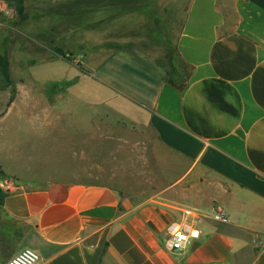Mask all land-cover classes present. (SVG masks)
Here are the masks:
<instances>
[{"label":"crops","instance_id":"1","mask_svg":"<svg viewBox=\"0 0 264 264\" xmlns=\"http://www.w3.org/2000/svg\"><path fill=\"white\" fill-rule=\"evenodd\" d=\"M185 15L182 78L141 56L111 75L129 66L123 53L85 71L107 69L100 90L49 95L2 50L12 84L0 75V190H19H2L0 264L26 248L39 264H264V0H191ZM103 168H157L160 181L127 193ZM215 207L228 223L199 221L198 239L168 249L183 209Z\"/></svg>","mask_w":264,"mask_h":264},{"label":"rangeland","instance_id":"2","mask_svg":"<svg viewBox=\"0 0 264 264\" xmlns=\"http://www.w3.org/2000/svg\"><path fill=\"white\" fill-rule=\"evenodd\" d=\"M22 2L24 10L20 13L19 4L15 0H0V56L5 55L2 50L16 53L15 56L21 59L24 69L30 74H37L35 76L40 81L37 86L45 89L49 95L56 86L61 85H65L66 90L69 87L100 90V87L109 83L103 76L106 68L85 71L101 65L112 56L109 64L117 63L118 55L123 53L126 56L120 57L126 59L129 66L125 69L122 66L120 70L116 68L111 75L121 72V76H128L127 71L136 66L132 57L141 56L155 63L169 79L173 75L182 78L180 70L183 68L179 63L176 40L191 0ZM21 43H26L27 52L18 48ZM54 47H59L66 53L67 57L60 56L66 62L56 60L53 63H43L50 53H55ZM34 61L36 65L27 66ZM23 78L26 81L33 79ZM67 100L70 101V97ZM65 126L63 128L67 129L68 126ZM117 131L120 132L115 126H110V133ZM75 169L80 171L78 174L81 176H85L87 169L98 171V168ZM108 170L115 171L110 174L111 177L120 182L122 190L127 193L148 191L151 184L153 186L160 181L157 168H103L99 175L108 176Z\"/></svg>","mask_w":264,"mask_h":264},{"label":"built area","instance_id":"3","mask_svg":"<svg viewBox=\"0 0 264 264\" xmlns=\"http://www.w3.org/2000/svg\"><path fill=\"white\" fill-rule=\"evenodd\" d=\"M2 190L6 194H12L19 190V186L14 180H5ZM182 217L172 222L168 227V249L180 251L184 249L193 239H198L201 231L198 222L202 220H213L219 223H228L229 218L220 207H215L211 213H204L197 209L185 208ZM41 257L37 251L26 248L14 256L8 264H39Z\"/></svg>","mask_w":264,"mask_h":264},{"label":"trees","instance_id":"4","mask_svg":"<svg viewBox=\"0 0 264 264\" xmlns=\"http://www.w3.org/2000/svg\"><path fill=\"white\" fill-rule=\"evenodd\" d=\"M15 1L19 4L18 11L22 13L24 10V4L22 0H15ZM53 51L59 56L67 57L66 53L59 47H54ZM0 75L4 81V84L6 85L12 84L11 76H10V62L7 54L0 56ZM5 198H6V194L2 190H0V207L3 205Z\"/></svg>","mask_w":264,"mask_h":264}]
</instances>
